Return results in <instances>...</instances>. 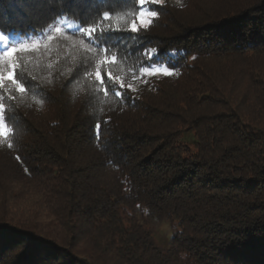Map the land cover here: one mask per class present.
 Listing matches in <instances>:
<instances>
[{
  "label": "trees",
  "instance_id": "trees-1",
  "mask_svg": "<svg viewBox=\"0 0 264 264\" xmlns=\"http://www.w3.org/2000/svg\"><path fill=\"white\" fill-rule=\"evenodd\" d=\"M138 10L0 0L74 27L0 81V264H264V0Z\"/></svg>",
  "mask_w": 264,
  "mask_h": 264
},
{
  "label": "rangeland",
  "instance_id": "rangeland-1",
  "mask_svg": "<svg viewBox=\"0 0 264 264\" xmlns=\"http://www.w3.org/2000/svg\"><path fill=\"white\" fill-rule=\"evenodd\" d=\"M180 1L181 0H162L160 4H163L165 2L180 3ZM136 2L139 10L136 15L134 23L136 24L137 28H144L139 23L138 20L139 13L144 12L147 14L148 12H154L153 7L155 5H160V4H152L149 2L141 4L140 0H136ZM152 18L153 17H148L149 20H151ZM73 30L74 27L72 26L71 23L62 20L59 21L53 27L46 30L45 32L34 37L11 36L9 34L2 33L7 37V45H5L4 41H0V81L6 82V80L10 76V73L12 72L14 67V58L17 53H21V55L25 59H29L34 56L39 57L41 53L47 54L50 50L49 43L54 38V36L56 35L66 36L68 32H72ZM13 48L15 49V51L12 52L11 55H8V53ZM0 124L4 126L1 118H0ZM5 134H6V129L4 127V133L2 135ZM183 140L189 146L193 145V139L191 133L184 134Z\"/></svg>",
  "mask_w": 264,
  "mask_h": 264
},
{
  "label": "snow or ice",
  "instance_id": "snow-or-ice-1",
  "mask_svg": "<svg viewBox=\"0 0 264 264\" xmlns=\"http://www.w3.org/2000/svg\"><path fill=\"white\" fill-rule=\"evenodd\" d=\"M146 2H149V3H152V4H160V3L162 2V0H140V3H141V4H144V3H146ZM156 15H157L156 12H148L147 14L144 13V12H140V13H139V16H138V20H139L140 25L143 26V27H145V28H147V27L149 26V24H150V20L148 19V17H153V18H155ZM131 30H132L133 32H136V31H137V27H136V24H135V23L132 25V29H131ZM83 31H84L85 33H88L90 37L94 34V29L85 28V29H83ZM0 41H4V42H5V45H7V37H6L5 35H3L2 33H0ZM14 51H15V49L13 48V49L8 53V55H11L12 52H14ZM167 74H170V73H167ZM8 79L11 80V79H12V76L10 75V76L8 77ZM103 83H104V84H111L112 81H111L110 78H109V79H105V80L103 81ZM20 91L23 92L24 89L21 87V88H20ZM96 127H97V129H98V128H99V125H97ZM3 133H4V126H3L2 124H0V135H2Z\"/></svg>",
  "mask_w": 264,
  "mask_h": 264
}]
</instances>
